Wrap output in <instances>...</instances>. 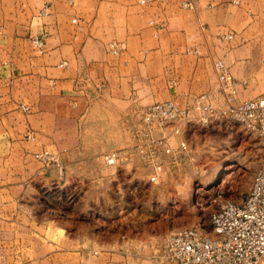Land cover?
<instances>
[{
  "label": "crops",
  "instance_id": "crops-1",
  "mask_svg": "<svg viewBox=\"0 0 264 264\" xmlns=\"http://www.w3.org/2000/svg\"><path fill=\"white\" fill-rule=\"evenodd\" d=\"M181 1L0 0V264H152L166 232L138 195L152 171L103 154L132 144L140 107L200 94L223 106L215 59L245 82L240 99L264 93V0ZM190 127L168 124L164 163ZM42 148L59 168L34 160Z\"/></svg>",
  "mask_w": 264,
  "mask_h": 264
},
{
  "label": "built area",
  "instance_id": "built-area-1",
  "mask_svg": "<svg viewBox=\"0 0 264 264\" xmlns=\"http://www.w3.org/2000/svg\"><path fill=\"white\" fill-rule=\"evenodd\" d=\"M66 1L70 5L74 3V0ZM151 1L137 0L141 5ZM197 1L182 0L180 6L195 10ZM48 12L49 6L45 5L38 15ZM72 22L75 23L76 19H72ZM225 37L230 39L232 34ZM31 45L37 55H42L46 50V34L32 37ZM121 49L116 41L108 44V52L112 55H118ZM68 64L67 60H61L57 67L66 68ZM213 71L223 106L217 107L207 94L193 97L188 105L172 99L147 105L139 112L132 144L103 154L107 166L126 163L137 156L152 171L149 182L156 183L163 171L162 151L171 149L173 144L167 131L169 123L208 125L218 119H228L258 137L261 160L242 203L228 200L218 202L208 216L210 232L183 228L166 233L158 254L152 258V264H264V93L240 99L239 85L245 82L236 79L222 59L213 61ZM20 107L24 111L29 109L25 105ZM26 139L33 141L35 136L28 133ZM32 156L44 168H59L61 165L59 155L49 149H39Z\"/></svg>",
  "mask_w": 264,
  "mask_h": 264
},
{
  "label": "rangeland",
  "instance_id": "rangeland-1",
  "mask_svg": "<svg viewBox=\"0 0 264 264\" xmlns=\"http://www.w3.org/2000/svg\"><path fill=\"white\" fill-rule=\"evenodd\" d=\"M185 141L180 156L163 158L167 166L155 188L143 179L138 192L144 214L166 228L164 235L183 228L210 232V211L220 201L242 203L261 160L256 134L228 119L191 124Z\"/></svg>",
  "mask_w": 264,
  "mask_h": 264
}]
</instances>
